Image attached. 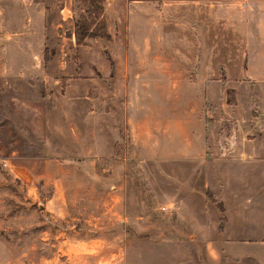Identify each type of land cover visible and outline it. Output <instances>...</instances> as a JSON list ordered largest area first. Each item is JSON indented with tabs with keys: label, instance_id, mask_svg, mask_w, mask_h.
Returning a JSON list of instances; mask_svg holds the SVG:
<instances>
[{
	"label": "rangeland",
	"instance_id": "1",
	"mask_svg": "<svg viewBox=\"0 0 264 264\" xmlns=\"http://www.w3.org/2000/svg\"><path fill=\"white\" fill-rule=\"evenodd\" d=\"M167 1L103 0L107 35L78 43L80 15L103 29L94 4H48L41 42L27 11L0 0V264H232L218 231L186 228L184 182L203 195L200 164L152 156L132 140L130 118L166 128L205 102L189 86L198 76L183 42V0L177 10ZM233 1L248 8L264 0ZM248 14L236 13L222 44L207 29L202 52L220 45L228 53L242 47L235 38L261 35L240 25ZM215 94L236 100L230 88ZM246 94L258 110L263 93ZM165 134L160 147L181 144Z\"/></svg>",
	"mask_w": 264,
	"mask_h": 264
},
{
	"label": "crops",
	"instance_id": "2",
	"mask_svg": "<svg viewBox=\"0 0 264 264\" xmlns=\"http://www.w3.org/2000/svg\"><path fill=\"white\" fill-rule=\"evenodd\" d=\"M49 1L6 0V3L10 10L27 11L25 24L39 28V41L44 42L48 4L50 8L57 6L58 10L67 7L63 0ZM112 1L104 0L105 7ZM178 2L181 1L165 3L177 10ZM245 6L246 3L239 5L233 0L182 1L183 42L192 45L188 58L194 61L198 76V83H189V86L204 92L205 102L188 107L183 111L182 121L172 126L168 123L166 128L157 125L154 130L150 122L134 118L129 119V126L132 140L144 150L150 149L152 156L165 154L182 157L186 164H200V183L204 184L201 183L200 193L203 195L192 196L195 191L190 188L191 181L184 182L189 187V195L183 199L186 228L218 231L222 254L232 264H264V97L262 103L259 101L256 105L258 110H254L251 99L244 102L241 98L245 93L251 97L254 92L264 96V1ZM160 7L156 8L157 17ZM240 11L249 13L240 25L261 27V35L246 33L241 41L235 38V43L242 47L232 46L228 53L220 45L214 47V51L203 53L201 46L203 40L207 42L203 38L207 29L212 31L213 40L222 44L224 30L235 27L236 13ZM222 76L226 78L222 80ZM225 88L232 89L236 95L231 104L216 99L215 93ZM167 131L177 134L181 144L160 147L162 141L159 140L169 138ZM206 188L211 191V198L204 193ZM211 215L214 218L205 221L204 216Z\"/></svg>",
	"mask_w": 264,
	"mask_h": 264
},
{
	"label": "trees",
	"instance_id": "3",
	"mask_svg": "<svg viewBox=\"0 0 264 264\" xmlns=\"http://www.w3.org/2000/svg\"><path fill=\"white\" fill-rule=\"evenodd\" d=\"M85 4L92 3L95 5L101 16V28L102 30L98 31L95 26H92V23H89L86 17L82 14L79 17L78 22L76 23V27L74 30V36L78 43L82 42L85 36L92 35H107L106 28V18L104 16V6L103 0H84ZM44 59L47 60V55H44ZM221 225V224H220Z\"/></svg>",
	"mask_w": 264,
	"mask_h": 264
},
{
	"label": "built area",
	"instance_id": "4",
	"mask_svg": "<svg viewBox=\"0 0 264 264\" xmlns=\"http://www.w3.org/2000/svg\"><path fill=\"white\" fill-rule=\"evenodd\" d=\"M5 164L7 165V162H5Z\"/></svg>",
	"mask_w": 264,
	"mask_h": 264
}]
</instances>
